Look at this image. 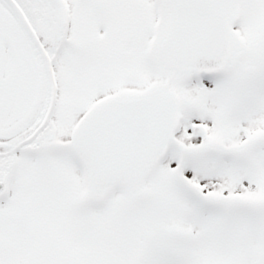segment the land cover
I'll list each match as a JSON object with an SVG mask.
<instances>
[{
    "label": "snow or ice",
    "instance_id": "obj_1",
    "mask_svg": "<svg viewBox=\"0 0 264 264\" xmlns=\"http://www.w3.org/2000/svg\"><path fill=\"white\" fill-rule=\"evenodd\" d=\"M0 264H264V0H0Z\"/></svg>",
    "mask_w": 264,
    "mask_h": 264
}]
</instances>
